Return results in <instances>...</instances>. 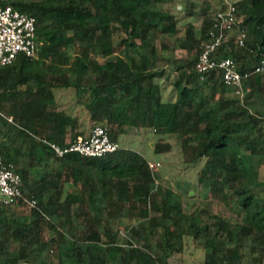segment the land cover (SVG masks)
<instances>
[{"label":"trees","instance_id":"trees-1","mask_svg":"<svg viewBox=\"0 0 264 264\" xmlns=\"http://www.w3.org/2000/svg\"><path fill=\"white\" fill-rule=\"evenodd\" d=\"M227 2L13 1L36 17L37 53L0 66V159L22 176L23 192L0 203V264H173L189 239L205 252L197 264H264V73L253 72L264 59V0L231 2L245 45L232 34L218 53L249 73L243 95L220 70L196 71ZM59 90L74 91L85 121L58 109ZM97 126L117 143L130 129L152 130L158 153L173 151L175 136L199 183L244 219L185 210L183 194L157 183L131 148L92 158L50 146Z\"/></svg>","mask_w":264,"mask_h":264},{"label":"built area","instance_id":"built-area-1","mask_svg":"<svg viewBox=\"0 0 264 264\" xmlns=\"http://www.w3.org/2000/svg\"><path fill=\"white\" fill-rule=\"evenodd\" d=\"M13 1L0 0V66L13 64L21 54L33 59L37 53L36 17L15 7ZM227 3L226 8L219 10L213 19L209 31L210 41L199 54L196 71L204 78L206 73L220 70L225 83L233 88V93L242 96L243 84L249 73H241L233 57L218 55L219 49L232 34L238 35L237 47L245 45L246 29L240 26L242 19L237 15L236 6L231 2ZM253 72L264 73V59L254 65ZM50 146L59 156L78 153L92 158L107 156L120 148L119 143L114 142L108 130L102 126L93 128L87 135H77L65 146L58 143H50ZM150 167L155 169L156 164L150 163ZM21 185L22 176L12 164H5L0 159V203L15 204L23 197ZM25 201L30 206L37 203L35 199Z\"/></svg>","mask_w":264,"mask_h":264},{"label":"rangeland","instance_id":"rangeland-1","mask_svg":"<svg viewBox=\"0 0 264 264\" xmlns=\"http://www.w3.org/2000/svg\"><path fill=\"white\" fill-rule=\"evenodd\" d=\"M216 3H221V0H215ZM235 2L237 0H226ZM181 8V6H179ZM124 34H118L115 37V43L120 44ZM166 39L174 40L173 35H166ZM160 47V44H159ZM166 56H174V52L161 50ZM114 57V56H113ZM103 60V59H101ZM161 65H167V61H162ZM171 90V88L169 89ZM74 91L67 92L66 90L57 91L59 96L58 109H65L73 114H80L81 119L85 121L86 117L79 107L73 105L72 95ZM232 95H238L232 93ZM86 124L85 126H87ZM157 135L152 130L130 129L125 132L119 139L121 147L131 148L144 155L150 162L156 164L154 169L157 183L169 186L175 191L182 193L184 197V207L187 211L207 210L208 213H203V220H206L209 214H218L232 221H241L244 219V214L238 210L236 204L232 210L224 203L214 198L210 190L202 186L198 181V166L186 164L182 160L179 140L175 136L168 137L174 148L173 151L167 153H158L154 150L153 144L157 139ZM264 196V190L262 191ZM127 232L122 231L119 235V242L127 245ZM204 250L198 247L191 239L188 240V245L185 250L178 253L173 259V264H197L204 259Z\"/></svg>","mask_w":264,"mask_h":264}]
</instances>
